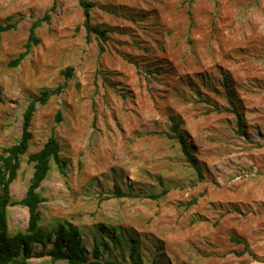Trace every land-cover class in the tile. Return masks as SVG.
<instances>
[{
    "label": "rangeland",
    "instance_id": "374dc122",
    "mask_svg": "<svg viewBox=\"0 0 264 264\" xmlns=\"http://www.w3.org/2000/svg\"><path fill=\"white\" fill-rule=\"evenodd\" d=\"M81 1L104 39L88 38ZM47 12L40 44L10 67ZM8 23L0 152L20 140L28 104L55 92L10 186L13 200L25 196L28 156L54 133L66 166L51 162L42 183V228L73 223L90 258L108 244L103 261L131 264L135 246L145 264H264V0H0ZM172 118L195 164L169 137ZM28 221L27 208L9 207L11 234ZM41 250L29 264H67Z\"/></svg>",
    "mask_w": 264,
    "mask_h": 264
},
{
    "label": "trees",
    "instance_id": "16d2710c",
    "mask_svg": "<svg viewBox=\"0 0 264 264\" xmlns=\"http://www.w3.org/2000/svg\"><path fill=\"white\" fill-rule=\"evenodd\" d=\"M85 8L86 21L85 27L87 36L94 33L99 37L105 38L106 30L94 28L89 23L88 7L91 4L81 1ZM50 14L47 12L44 16L34 21L29 30V36L24 51L16 58L11 60L9 66L15 68L29 55L31 49L40 44V39L36 35V30L43 23H49ZM16 28V23L0 24V41L3 33ZM67 77L72 76V69H68ZM55 93V92H54ZM54 93L44 92L40 97L33 99L23 113L22 134L18 143L4 149L0 152V264H29L30 259L36 255L35 247L42 246L39 252L40 256H49L52 262L65 261L67 264H125L118 260L103 261L101 259L103 246L108 244L96 243L92 258L88 255L80 229L68 221L59 222L50 230L42 228V214L40 206L44 203V197L41 193V187L51 170V162H55L61 173H64L65 161L60 156L61 146L54 133L47 139L42 148L28 156V162L33 164V175L25 196L20 200H13L10 194V186L16 180L21 168L22 157L28 153L30 141L32 139L31 125L38 105H44ZM3 90L0 85V102L2 101ZM233 112L238 118L239 132L242 128V117L237 111V105L233 100H229ZM57 121H61L60 113ZM171 139L177 140L187 160L195 164L193 155L189 151L188 140L181 132V122L172 118ZM161 194H166V190ZM116 194L120 197L125 194L116 187ZM159 194L154 198L161 197ZM12 206H21L27 208L29 212L28 225L24 231L11 234L8 229V209ZM106 227L101 226L103 232ZM113 237V236H112ZM131 264H145L137 250L133 246L130 253ZM162 264L161 261L154 262Z\"/></svg>",
    "mask_w": 264,
    "mask_h": 264
}]
</instances>
